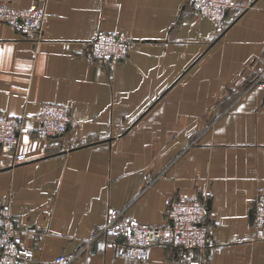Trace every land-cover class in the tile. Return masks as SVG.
Returning <instances> with one entry per match:
<instances>
[{"label":"crops","instance_id":"1","mask_svg":"<svg viewBox=\"0 0 264 264\" xmlns=\"http://www.w3.org/2000/svg\"><path fill=\"white\" fill-rule=\"evenodd\" d=\"M238 1L247 7L216 32L188 0H0L46 15L39 39L0 21V111L59 103L71 118L48 138L26 121L20 163L0 145V201L33 251L24 264L68 252L70 264H264L251 223L264 194V90H246L264 65V0ZM98 30L129 38L127 58L90 59L82 41ZM178 196L208 200L205 247L154 244L139 262L118 256L121 237L88 241L108 207L161 225Z\"/></svg>","mask_w":264,"mask_h":264},{"label":"built area","instance_id":"2","mask_svg":"<svg viewBox=\"0 0 264 264\" xmlns=\"http://www.w3.org/2000/svg\"><path fill=\"white\" fill-rule=\"evenodd\" d=\"M200 15L211 20L216 32L225 28V16L230 11H240L247 7L238 0H188ZM43 7L33 6L20 9L0 4V21L11 25L19 34L39 39L45 20ZM68 47V43H63ZM90 59L105 63L108 67L126 59L131 41L126 36L112 30H98L91 38L82 41ZM264 90V65L256 72L246 90ZM26 121L32 122V133L38 138H48L63 134L71 123L68 109L59 103H42L37 112L24 111L9 114L0 111V145L11 156L12 164L25 160L18 150L19 132ZM167 205L165 222L161 225L143 223L126 215L123 210L108 207L103 224L93 229L90 241L97 236L121 237L116 245L118 256L133 261H144L149 247L154 244L173 245L185 248H203L208 244L206 218L207 199L203 196L174 197L165 200ZM251 223L255 236L264 237V194L258 195L251 208ZM23 230L18 227L8 202L0 201V264H24L33 256V251L22 242ZM88 241L83 250L86 251ZM77 252L61 253L54 264H70ZM196 263V262H195Z\"/></svg>","mask_w":264,"mask_h":264},{"label":"snow or ice","instance_id":"3","mask_svg":"<svg viewBox=\"0 0 264 264\" xmlns=\"http://www.w3.org/2000/svg\"><path fill=\"white\" fill-rule=\"evenodd\" d=\"M10 51V50H9ZM25 142H27V138H25ZM101 247H103V246H101Z\"/></svg>","mask_w":264,"mask_h":264},{"label":"water","instance_id":"4","mask_svg":"<svg viewBox=\"0 0 264 264\" xmlns=\"http://www.w3.org/2000/svg\"><path fill=\"white\" fill-rule=\"evenodd\" d=\"M209 203H208V200H207V205H208Z\"/></svg>","mask_w":264,"mask_h":264}]
</instances>
